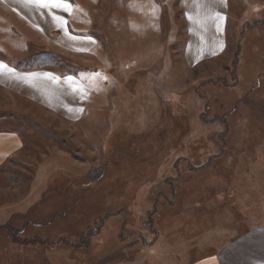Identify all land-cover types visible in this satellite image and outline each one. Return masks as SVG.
Here are the masks:
<instances>
[{
  "label": "rangeland",
  "instance_id": "obj_1",
  "mask_svg": "<svg viewBox=\"0 0 264 264\" xmlns=\"http://www.w3.org/2000/svg\"><path fill=\"white\" fill-rule=\"evenodd\" d=\"M79 2L91 54L19 38L1 8V55L48 50L92 92L75 123L0 102L23 140L0 169V264H183L263 223L264 0H226L225 49L195 65L184 0Z\"/></svg>",
  "mask_w": 264,
  "mask_h": 264
},
{
  "label": "crops",
  "instance_id": "obj_2",
  "mask_svg": "<svg viewBox=\"0 0 264 264\" xmlns=\"http://www.w3.org/2000/svg\"><path fill=\"white\" fill-rule=\"evenodd\" d=\"M67 2L71 6L70 11L50 4L41 6L33 0H0V14L1 8L9 14L8 23L13 25L19 38L22 35L31 40L29 36L33 35L48 45L76 47L91 54L97 49V39L90 34H75L70 27L72 20L78 25L79 18L74 14L81 12L79 6L83 4L79 0ZM225 2L184 0V57L188 65L218 56L225 49ZM56 17H62L64 22ZM5 39L1 38L0 15V102L16 97L69 123L82 119L91 97V85L77 73L61 76L49 68L17 69L11 58L1 55V51H7ZM11 41L17 45L12 36L7 43H13ZM22 146L23 140L17 131L0 130V169L20 152ZM219 249V252L183 264H264V222L249 227Z\"/></svg>",
  "mask_w": 264,
  "mask_h": 264
},
{
  "label": "trees",
  "instance_id": "obj_3",
  "mask_svg": "<svg viewBox=\"0 0 264 264\" xmlns=\"http://www.w3.org/2000/svg\"><path fill=\"white\" fill-rule=\"evenodd\" d=\"M58 57L59 58H57V55L52 54L51 52L46 50L41 53L34 54L30 56L28 59H25L23 61H18L17 63H15V66L17 69H20V70H33V69H38V68H49L53 70L51 68V65H54V66L60 65V64L64 65L65 63L64 58H62L61 56H58ZM53 71L61 76L66 75V74L58 73L55 70ZM68 74L76 75L75 72L73 73L69 72Z\"/></svg>",
  "mask_w": 264,
  "mask_h": 264
},
{
  "label": "snow or ice",
  "instance_id": "obj_4",
  "mask_svg": "<svg viewBox=\"0 0 264 264\" xmlns=\"http://www.w3.org/2000/svg\"><path fill=\"white\" fill-rule=\"evenodd\" d=\"M33 2L41 6H48L50 4L53 7H62L66 11L71 10V6L67 0H33ZM56 19L60 20L62 23L64 22L62 17H56Z\"/></svg>",
  "mask_w": 264,
  "mask_h": 264
}]
</instances>
